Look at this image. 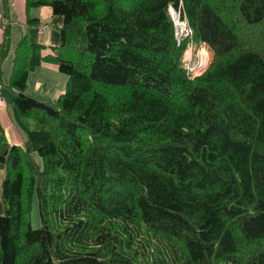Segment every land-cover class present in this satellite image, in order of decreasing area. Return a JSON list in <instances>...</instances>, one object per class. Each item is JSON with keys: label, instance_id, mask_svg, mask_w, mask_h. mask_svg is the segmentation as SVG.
<instances>
[{"label": "trees", "instance_id": "trees-1", "mask_svg": "<svg viewBox=\"0 0 264 264\" xmlns=\"http://www.w3.org/2000/svg\"><path fill=\"white\" fill-rule=\"evenodd\" d=\"M26 7L7 85L22 144L0 116V264H264V0ZM45 7L48 53L30 15ZM192 43L212 55L196 76ZM44 64L68 76L56 106L27 95Z\"/></svg>", "mask_w": 264, "mask_h": 264}, {"label": "rangeland", "instance_id": "rangeland-1", "mask_svg": "<svg viewBox=\"0 0 264 264\" xmlns=\"http://www.w3.org/2000/svg\"><path fill=\"white\" fill-rule=\"evenodd\" d=\"M41 11H44V14H38ZM52 10L50 8H41L34 9L31 11V16L42 17V22L46 25L45 31H42V36L47 48L45 49V53L50 51V40L53 32L52 27ZM12 24L13 31L11 32V49L8 55V60L6 61V65L8 64L9 69L13 72L14 67V53L13 48H16L17 44L22 38L23 27L20 23L17 22L16 14L13 16ZM178 27V37H186L188 36L186 22H181L180 17L175 20ZM189 28V27H188ZM188 34V35H187ZM191 34V32H190ZM212 58L211 53L208 51L206 46H197L196 44H190L188 49L186 50L184 61L186 62V66L192 75H198L203 72L209 65L210 60ZM51 65V66H49ZM48 64V66H41L35 72H32L29 76L28 81V89L27 95L38 100L48 102L54 106L57 105V100L61 94H64L66 91V85L68 81V76L62 74L56 68V65ZM10 71V72H11ZM7 91V88H5ZM3 106V105H2ZM1 106V107H2ZM5 172L0 170V194H1V184L4 179ZM32 224L33 228L37 229L41 226L40 216H39V208L38 202L35 201L32 212Z\"/></svg>", "mask_w": 264, "mask_h": 264}, {"label": "crops", "instance_id": "crops-1", "mask_svg": "<svg viewBox=\"0 0 264 264\" xmlns=\"http://www.w3.org/2000/svg\"><path fill=\"white\" fill-rule=\"evenodd\" d=\"M5 9L8 11L6 19H4V25L3 26L2 22V13L5 12ZM44 14V11H41L40 14ZM16 14L17 17V22L20 23L23 27V33H24V24L27 19V7H26V0H0V49L1 45L3 43L4 39V29L8 28L9 29V36H10V49H11V32L13 31V24H12V18ZM31 15V12H30ZM52 15V14H51ZM36 18H41L42 17H36ZM43 20V19H42ZM44 25V24H43ZM46 27L42 29V31H45ZM22 33V36H23ZM18 45V44H17ZM17 48V46H16ZM16 48H13V51H16ZM10 53V52H9ZM8 53V55H9ZM8 55L4 62L1 64V74H2V82H3V92H2V97L4 100V104L2 107H0V116L2 119V123L6 128V133L7 137L10 143L12 144H22L23 143V137L19 133V131L15 128L14 125L11 124L8 115H7V109H8V104L11 102L12 98L14 97V92L7 87L9 83V79L11 77L12 71L9 69L8 64L6 65V61L8 60ZM14 62V61H13ZM42 66H48V64H44ZM51 66V65H49ZM54 66V65H53ZM57 68V66H56ZM11 71V72H10ZM7 88V91L5 90Z\"/></svg>", "mask_w": 264, "mask_h": 264}, {"label": "built area", "instance_id": "built-area-1", "mask_svg": "<svg viewBox=\"0 0 264 264\" xmlns=\"http://www.w3.org/2000/svg\"><path fill=\"white\" fill-rule=\"evenodd\" d=\"M186 29H187L188 34H190L191 31L189 30L188 26H187ZM2 92H3V85H2V82H1V79H0V107L4 104V100H3V97H2Z\"/></svg>", "mask_w": 264, "mask_h": 264}, {"label": "water", "instance_id": "water-1", "mask_svg": "<svg viewBox=\"0 0 264 264\" xmlns=\"http://www.w3.org/2000/svg\"><path fill=\"white\" fill-rule=\"evenodd\" d=\"M170 15H171L173 21L177 20L178 16H179V14L173 8L170 9Z\"/></svg>", "mask_w": 264, "mask_h": 264}, {"label": "bare ground", "instance_id": "bare-ground-1", "mask_svg": "<svg viewBox=\"0 0 264 264\" xmlns=\"http://www.w3.org/2000/svg\"><path fill=\"white\" fill-rule=\"evenodd\" d=\"M177 33H178V31H177Z\"/></svg>", "mask_w": 264, "mask_h": 264}]
</instances>
